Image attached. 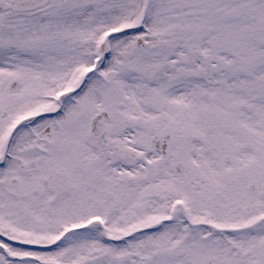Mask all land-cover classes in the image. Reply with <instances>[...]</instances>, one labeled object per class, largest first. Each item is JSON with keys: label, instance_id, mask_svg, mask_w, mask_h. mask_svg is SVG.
Masks as SVG:
<instances>
[{"label": "snow or ice", "instance_id": "obj_1", "mask_svg": "<svg viewBox=\"0 0 264 264\" xmlns=\"http://www.w3.org/2000/svg\"><path fill=\"white\" fill-rule=\"evenodd\" d=\"M0 264H264V0H0Z\"/></svg>", "mask_w": 264, "mask_h": 264}]
</instances>
